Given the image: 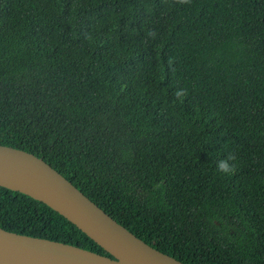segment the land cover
Listing matches in <instances>:
<instances>
[{
    "label": "trees",
    "instance_id": "trees-1",
    "mask_svg": "<svg viewBox=\"0 0 264 264\" xmlns=\"http://www.w3.org/2000/svg\"><path fill=\"white\" fill-rule=\"evenodd\" d=\"M0 144L185 264H264V0H0ZM0 227L111 256L2 186Z\"/></svg>",
    "mask_w": 264,
    "mask_h": 264
},
{
    "label": "water",
    "instance_id": "water-1",
    "mask_svg": "<svg viewBox=\"0 0 264 264\" xmlns=\"http://www.w3.org/2000/svg\"><path fill=\"white\" fill-rule=\"evenodd\" d=\"M0 186L47 204L111 255L0 227V264H185L139 238L32 152L0 144Z\"/></svg>",
    "mask_w": 264,
    "mask_h": 264
},
{
    "label": "clouds",
    "instance_id": "clouds-1",
    "mask_svg": "<svg viewBox=\"0 0 264 264\" xmlns=\"http://www.w3.org/2000/svg\"><path fill=\"white\" fill-rule=\"evenodd\" d=\"M218 167L220 168L221 171H227V168H226L224 162H220Z\"/></svg>",
    "mask_w": 264,
    "mask_h": 264
}]
</instances>
